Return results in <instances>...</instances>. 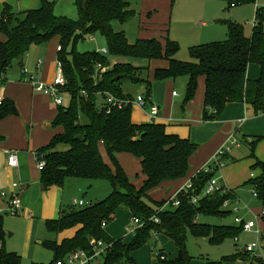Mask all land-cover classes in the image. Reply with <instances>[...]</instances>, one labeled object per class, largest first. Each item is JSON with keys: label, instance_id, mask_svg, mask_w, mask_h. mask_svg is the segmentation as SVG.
<instances>
[{"label": "trees", "instance_id": "16d2710c", "mask_svg": "<svg viewBox=\"0 0 264 264\" xmlns=\"http://www.w3.org/2000/svg\"><path fill=\"white\" fill-rule=\"evenodd\" d=\"M227 3L229 7H235L257 4L258 1L227 0ZM55 6L56 0H42L39 9L17 14L22 20L17 18L15 24L11 19L12 8L5 7L0 18V29L6 38L0 41V91L14 65L20 68L24 66L32 46L43 47L59 38L61 51L58 52V60L67 79L62 91L70 97V102L68 106L58 107V114L52 123L53 129L63 128V133L55 135L47 146L37 151V161L44 160L46 164L41 171V183L47 188L63 186L66 180L72 178L90 183L103 180L111 184L112 192L102 201L80 209L65 210L59 219L45 222L47 231L54 234L80 227L73 238L61 244L54 241L43 243L54 253L50 264L64 261L76 251H84L92 256L95 253L93 240L105 244L102 264H135L133 253L148 245L153 233L167 236L178 249L175 259H168L165 251L159 250L154 264H191L193 258L186 244L188 232L195 238H207L213 245L236 239L244 231L245 221L235 226L212 225L199 219L229 217L233 211L224 208V205L227 201L235 200L234 191L203 197L196 206L190 203L191 195H201L216 173L200 172L193 178L194 191L189 195L180 194L178 199L181 205L177 208L171 202L166 206L170 199L156 202L150 197L151 191L163 184L187 177L190 159L197 152L198 145L189 139L168 134L163 124L133 123V107L130 104L122 108L113 107L108 113L106 98L110 94L121 102L132 101L122 88L125 81H131L144 83L147 89L145 97L151 99L152 84L146 79L149 69L133 63L165 60L168 66L156 69L154 78L156 81L188 78L183 107L194 99L199 79H205L204 122L218 119L230 103H243L256 113L264 112V8L256 9L251 37L245 35L242 24L220 20L218 23L227 27V39L191 47V61L183 62L177 59L180 52L178 42L168 37L164 45L157 39L130 43L124 31H115L114 23L125 25L136 16V11L126 0H76L78 21L58 17ZM94 35L105 40L108 55L100 51H75L79 42L93 39ZM109 57L129 62L112 65ZM252 64L260 68L257 80L248 78ZM98 65L106 68L104 74L100 75L97 71ZM142 71L146 74L145 78L137 74ZM99 97L101 101H98ZM17 114L13 100L4 99L0 103V120ZM262 139L256 138L249 145L250 159L255 160L251 170H260L261 174L244 186L250 185L263 203L264 162L255 156ZM60 145L68 149L58 151ZM103 151L111 164L106 162ZM120 153H129L141 160L146 179L140 188L130 182L118 162ZM120 207L128 208L134 219L144 222L142 227L135 230L134 238L128 244L124 239L111 237L103 227V223L108 225L113 220ZM154 217L159 218L158 223L152 220ZM261 218L264 222V216ZM4 235V216L0 214V264H22V257L18 253L6 251ZM261 239L264 244V232ZM243 254L248 255L243 252L241 256ZM238 257L232 255L226 257L225 261H236Z\"/></svg>", "mask_w": 264, "mask_h": 264}, {"label": "rangeland", "instance_id": "374dc122", "mask_svg": "<svg viewBox=\"0 0 264 264\" xmlns=\"http://www.w3.org/2000/svg\"><path fill=\"white\" fill-rule=\"evenodd\" d=\"M128 1L132 4L135 10L139 11L140 0ZM227 4L228 3L225 4V2L218 4L213 0H175L174 3L172 2V0H170L169 6L170 10L174 9V18L173 23L170 24L168 29L171 30V36L177 35V37L182 41L178 42L180 46V52L177 56L178 60L183 62L191 61L189 49L193 46L201 45V41H203L202 39L209 38L211 42H216L217 40L215 39L224 37V35L225 37L227 36V34L220 29H208L205 30L204 33H202L201 24L209 23L212 17L217 14L219 9H222L221 15L223 18H226L227 20L238 24H242L244 26L245 35L247 37L252 36L254 24L256 21L257 5L259 7L264 6V0L258 1L257 4H240L236 8H229L225 10ZM173 5H175V7ZM55 14L58 17H65L73 21H78L79 12L76 6V0H56ZM17 17L18 15L13 13L11 19L14 24L17 21ZM137 22L138 19L132 20L125 25L126 34L130 37L131 40H134L137 33ZM114 29L115 31H121L120 24L114 23ZM50 44L51 45L46 46L43 51H41L40 47L34 45L25 59L24 69L20 68L17 64L14 65V69H12L8 75L7 83L2 87L0 91V97L3 100H14L12 96L21 98L22 95L27 96L29 90L32 91L31 85L26 82V78L23 75H28L29 77L38 72L36 64L39 58H42L45 63H47V60L52 59L57 43L54 42ZM105 45L106 42L102 37H100L99 35H94L93 39L87 38L85 41L79 42L76 46L75 51L79 53L93 52L103 48ZM109 59L111 64L116 61L115 57H109ZM254 65L252 66L254 67ZM167 66L168 62L165 60H154L152 61L150 66H147V68L149 69V72L147 71L148 77L143 71L141 73L138 72L137 74L140 76V78H145L146 76V79H148L152 84V98L154 99V102L155 96L153 92L155 85L158 84L160 87L159 90H161V93H163L162 98L167 100V102L164 104V107H161L164 110L168 109L169 112L172 113V118L178 121L184 114H191L193 116V119L192 123L190 124V130L192 129L194 136L197 133L199 135H202L203 133L200 132V127H198V124H195V121L200 122L199 118H197V116L199 115L200 119L202 118L203 121L204 89L202 93L200 87L202 79H199L198 89L196 91L194 99L191 102L187 103L185 108H183V106L185 105L186 85L188 82V78L182 77L176 80L164 81H156L154 78L156 69L166 68ZM255 68H257V65H255ZM250 69L249 71H251ZM24 70L27 71V74H24ZM257 72L259 73L260 77V68ZM259 77H257L256 79H259ZM249 79L253 80L252 78ZM36 80L43 81V78H41V74L37 75ZM23 84H28L29 89L21 87V85ZM164 84H166L165 88H163ZM122 88L125 94L130 96L131 99H137L139 96H142L147 92L146 85L142 82L135 83L131 81H125ZM173 91L180 93L181 96L178 97L177 100H175L172 106L171 102H169V99ZM42 95L46 96L44 94ZM98 101H101L100 97L98 98ZM49 104L50 106L57 108L50 97ZM170 104L172 107L170 106ZM18 109L19 115L17 117L8 116V118L6 117V119L4 118L0 121V193L3 192L6 194H11L12 192H15L17 189L14 190V184H17L19 188H24L23 191L26 187V184H24V182L19 179L20 175L18 174V172H14L7 166V156L5 155L4 151L6 149L19 151L23 153L22 155L26 156L29 161L32 158L28 154L41 139L40 133L38 132L37 128H34V124L29 122V119L32 118V116L35 118L36 114L33 115L31 109L26 107L23 104V101L22 109L20 106H18ZM133 118L135 121H137V123H146V118L144 117L143 113L138 110H134ZM33 132L34 135L32 136ZM7 141L8 144L6 145ZM262 141L263 140H261L259 144ZM194 143L199 146V149L193 156L195 158L201 150V144L199 142ZM258 146L256 148V151L258 149ZM220 150L216 152L215 156ZM232 154L239 161V165L236 164V166L232 165L229 167H224L220 171L221 175L224 176L227 186L231 190L235 191L238 198V201L233 200L232 202H229L230 208L233 211L232 214L225 219L211 217H201L199 219L202 223H209L212 225L226 224L237 226L235 223V219L239 218L240 220H244L246 222L254 221L257 226L251 232H241L236 239H227L223 243L215 245L210 244L207 238H195L190 232H188L186 244L189 255L193 258L192 264H239V261L244 262V264H264V244L261 241L260 234H258L259 226L257 224L259 220L257 212L262 206V201L256 195H254L253 188L250 185L243 186L244 183H247L251 179H254V177L251 176L253 172L250 170V166L247 168V170L245 168V165L250 162L248 160V149L245 145L240 144L238 147L234 146ZM127 156L134 158L133 155L130 154H127ZM257 156L258 159H260L259 154H257L256 152V157ZM33 162L37 167L36 161L33 160ZM201 162L202 160L200 159L197 166ZM211 163L212 160L210 161V164ZM190 167L191 169L194 168L193 163H190ZM36 175L37 173L32 168V176L34 177ZM232 175L236 176L234 177L232 182H228L227 179H229V177H231ZM29 185H31V188L29 190V192H31V196L28 198V203H31L30 207L26 212H24V214L20 213V215H13L8 210L5 212L1 209H5L6 206L2 207V204H0V211H3L2 215L4 216V240L6 243L5 249L7 252H9L10 250L18 252V254L22 257V264H49L53 261L54 258L53 252L37 244L38 239L42 241H54L58 240L59 238V234H52L47 231L45 220H40V210L42 206L41 204H38L36 206V204L39 202L40 196H44L46 200H44L43 202V207L46 215L58 217L59 212L62 210H69L72 208L80 209L81 207L75 204V200L79 201L81 199H86L91 201L93 204L104 200L110 194L112 187L111 184L107 181L101 180L94 183H89V181L87 180L76 178L66 180L63 186H49L44 191H42L40 187V178L36 184ZM25 192L26 191H24V193ZM168 193V189H157L152 193V198L154 201H160L161 199L166 197ZM235 193L233 192L234 198H236ZM22 196L23 195L21 193V202H23V198L27 201V198ZM37 198L38 201L33 202ZM125 209L126 208H121L120 210H118L117 218L119 219V222H126L130 218H132L131 224L125 226L130 227L128 228V230L124 228L117 234L114 230V234L115 237L118 236L115 239H124L125 243L128 244L133 240L134 232L136 230V227L138 226L133 225V217L130 213L128 214ZM113 222L116 223L117 221L114 220L108 224V229L106 230L108 233H110L109 231H111L110 226L111 224H113ZM252 244L258 245L255 251L252 254H243V256H241V254L243 253V249L251 246ZM159 250H164V253L168 259H175L178 257V249L175 243L170 238L165 235H156L153 233L152 239L149 244L145 245L135 254L133 253L135 264H154L157 260ZM104 254L105 253H103L102 255V252H99L95 257H93V259L91 260V264H101L103 262L102 258ZM232 255H237V257H240H238L236 261H225L226 257H230ZM64 260L66 261L67 258H65Z\"/></svg>", "mask_w": 264, "mask_h": 264}, {"label": "crops", "instance_id": "0c3cea01", "mask_svg": "<svg viewBox=\"0 0 264 264\" xmlns=\"http://www.w3.org/2000/svg\"><path fill=\"white\" fill-rule=\"evenodd\" d=\"M174 1L175 0H172L173 3H174ZM203 1H205V0H203ZM213 1H216L218 4H221L223 2H225V4L227 3V0H213ZM258 1H260V0H258ZM126 2H128L130 4L131 9L135 10L133 8L132 4L128 0H126ZM169 3H170V0H140V9H139V11L135 10L136 16H135V18L132 19V20L138 19V22H137L138 30H137V33L135 35L134 40H131L130 37L126 34L129 42L134 43L137 40L157 39L164 45L167 37L170 38L171 40L176 41V42H182L181 39H179L177 37V35L171 36V30L168 29L170 24L173 23V18H174L173 17L174 16V9L170 10ZM41 5H42V0H0V18L3 16V12H4V9L6 6H10L13 10V13L19 14V13H22V12H25L28 10L39 9L41 7ZM175 5H173V6L175 7ZM236 7L237 6L229 7V5L227 4V7H225V10L229 9V8H236ZM260 8H264V6H260ZM221 10L222 9H219L217 14L212 17V19L209 23H202L201 24L202 33H204L205 30H208V29H212V30L220 29V30L224 31L228 36L227 27L218 23V21H220V20H227L226 18L222 17V15H221L222 11ZM17 18H18V20H22V17H20V16ZM129 22H127V23H129ZM125 25H120L121 26L120 30L124 31L126 33ZM227 36L225 37V35H224V37H220L219 39H215V40H217V41L226 40ZM222 38H225V39H222ZM5 40H6V38L0 29V41H5ZM202 40H203V41H201L202 44H203V42L204 43L205 42H208V43L211 42V40H209V38H205ZM212 41H214V40H212ZM54 42L57 44H56L52 59L47 60V63H45V61L42 58H39L38 61L42 60L43 64L41 67H38V62H37L36 66H37L38 72L36 74L31 75V76H34L35 80H36L37 75L41 74V78H43V81H46V82H43V81H38V82H43V83L48 84V85L52 84L54 76H55L56 61L58 59L57 48L60 46V39L55 38L43 47L38 46L41 48V51H43V49L46 46H48V45L50 46L51 45L50 43H54ZM106 45L101 49H104V48L107 49ZM101 49H99L97 51H100ZM118 62H129V61L122 59V58H116V61L112 65H114ZM151 63L152 62L143 61V62H139V63L134 62L133 64L135 66H138V65L141 66L142 65V66L146 67V66H150ZM252 65H254V64H252ZM252 65H250V67H249V69L251 68L250 69L251 71L248 70V75H249L248 78H252L253 80H257L256 78L259 77V73L257 72V71H259V68H258V66H257V68H255V65H254V67ZM24 68H25V60H24V66L22 67V69H24ZM12 69H14V67ZM9 73H8V75H9ZM23 76L26 78V82L30 84V82L28 80L29 79L28 75H23ZM201 79H202L201 84H200L201 92L203 93V89H204V93H205V79L204 78H201ZM7 81H8V78H7ZM30 85H31L32 91L29 90L27 96L22 95L21 98L16 97V96H12L15 100V101L13 100L15 102V104L17 103L16 107H17L18 114L14 115V116H9V117H17L19 115L18 106H20L22 109V101L26 107L31 109V112L33 113V115L36 114L35 118L32 116V118L29 119V122L34 124V128H37L38 132L40 133L41 139L38 141L37 145L32 149V151L28 155L34 161H36L37 167L34 165V162L32 159L28 161L27 157L22 155L23 153H21L19 151H15L13 149H6L4 151L5 155L7 156V162H6L7 166H8L9 154L15 153L17 155L19 166L17 168H11L9 166L8 167L11 170H13L14 172L15 171L18 172V174L20 175L19 179H21L22 182H24V184H26V187L24 190V191H26L25 193L23 191L24 188L17 187L16 188L17 190L14 189V190H16L15 192H12L11 194H7L8 197H6V198L0 197V204H2V207L6 206L5 209H1V210L5 211V212L8 210L7 207H8V202H9L10 196H12L13 194H16V195H19V197H20V195L22 193V195H23L22 197L27 198V201L23 198V202H22L23 206H22L21 213L24 214V212H26L28 210V208L30 207V203H31V202L28 203V198L31 196V192H29L31 185H29V184H36L37 181L39 180V178H40L41 190L44 191L45 189H47L41 183V171L38 168V161H37V155L36 154L40 148L47 146L51 142V140L53 139V137L55 135L63 133V128H57V129L52 128V123L58 114V107L55 108V107L50 106L49 96H47V95L43 96L41 93H36L34 88H33V85L32 84H30ZM11 87H13V86H11ZM21 87L29 89L28 84H23V85H21ZM165 87H166V84H164L163 88H165ZM159 88H160L159 85L156 84L155 88H154V92H153L154 96H155V102H154V99L152 98V95H151V99H150V104H153L159 108V115L157 116V118H155V119L151 118L148 108L147 109H141L137 106H133V112H134V110H138L141 113H143L144 117L146 118V123H157V124L165 125L168 134L177 135L182 139H189L192 143L199 142L201 144V148H200L201 150L199 151V153L196 155L195 158L193 157L195 154L191 157L190 163H193L194 168L191 169V167H190L189 173H188L186 178L179 180V181H176V182L165 183L162 186L152 190L150 193L151 198H152V193L157 189H168L169 190V193L166 195V197H164L160 201L167 200V199L171 198L173 195H175V193H177L181 188H183L189 181H191L193 178H195L205 166L208 165L210 167H215V161H214L215 157L214 156H215L216 152L220 149H223L224 147L226 148L227 146H231L233 141H236L237 145L238 144L239 145L240 144L245 145L248 149V153H249V157H250V155H251V150L249 148L250 143L253 140H255L256 138H263L262 139L263 143L261 142L258 146L257 151L256 150L255 151L257 152V154H259V158H260V159H258V156H257L256 157L257 160L264 162V112L256 113L252 107L247 106L243 103H230L227 105L224 113L215 121L204 122V121H202V118L200 119V115L197 116V118H199L200 122L195 121V124H198V127H200V129H201L200 132H202L203 134L199 135L197 133L194 136L192 129L190 130V128H191L190 124L192 123L193 116L191 114H188V113L184 114L183 116H181L182 118L179 121L172 118V113H170L168 109L164 110L161 107V106L164 107V104L167 102V100L162 98L163 93H161V90H159ZM173 92H175V91H173ZM173 92L170 95V99H169V102H171L172 106H173L175 100H177L178 97L181 96L180 93H178L177 96H174ZM204 93H203V96H204ZM135 99H133V100H135ZM10 100H12V99H10ZM69 102H70V97L68 95H65L64 106H68ZM171 104H170V106H171ZM203 106H204V98H203ZM183 108H185V107H183ZM203 109H204V107H203ZM133 112H132L133 123L141 125L140 123H137V121L134 120ZM33 135H34V132H33L32 136ZM7 144H8V141L6 142V145ZM236 144L231 146L232 149L229 153H226L224 156H222V158L220 159L221 167L219 168V171L216 174L219 177L220 185L222 187L226 188L227 190H229L230 192H232L234 190H231L227 186V183L224 179V176L221 175L220 171L224 167H229L232 165L236 166V164L239 165L238 164L239 161L232 154L233 148H234V146H236ZM103 148L104 147L101 145V149H103ZM66 149H68L66 146L60 145L57 150L58 151H65ZM198 149H199V146H198ZM256 152H255V156H256ZM103 153H104V157H105L106 162L108 164H111L106 153L104 151H103ZM127 154H129V153H120L117 156L119 158L118 162L122 166L123 170L125 171L126 175L129 178L130 182L133 185H135L137 188H140L146 179L142 173L141 160L138 158H135L134 156H133L134 158H131L130 156H127ZM249 157H248V160L250 162L245 165L246 170L249 166H250V170H251V167L255 163V160L249 159ZM200 159L202 160V162L197 166L198 161ZM211 160H212V163L210 164ZM32 168L37 173V175L34 177L32 176ZM252 172L253 173L251 174V176L254 175V177H258L261 174L260 170H256V171H252ZM235 176L236 175H232L231 177H229V179H227V181L232 182ZM240 182H241V180H240ZM244 185H245V183H244ZM111 192H112V187H111L110 193ZM234 193H235V191H234ZM235 195H236V193H235ZM44 200H45L44 196H40L39 202L36 204V206L38 204H41V206H42V208L40 210V220L41 221L45 220V222H46L48 220L59 219L61 217L62 212L65 210L60 211L58 217L46 215V213L44 211V207H43ZM81 200L85 201L86 203L93 204L89 200H86V199H81ZM152 200H153V198H152ZM235 200L238 201L237 195H236ZM37 201H38V198L33 202H37ZM79 201L78 200L74 201L77 206H78ZM121 208H126V207H120L118 210H120ZM118 210H117V212H118ZM125 210L128 214L130 213L132 215V213L129 212L130 210L128 208H126ZM261 211H262V206L260 207L259 211L257 212V216L259 218L257 224L259 226V234L262 237V233L264 232V222H263L262 218L260 219ZM117 212L114 215L113 220H112V221L116 220L117 222L116 223L113 222V224H111V226H110L111 231H109L110 233H108L114 239L118 237V236L115 237L114 230H115L116 234L118 232L122 231L124 228H126V230H128V228L130 226L129 227L128 226L125 227V226L130 225L132 222V218H130L126 222L125 221L119 222V219L117 218ZM49 218H52V219H49ZM133 220H134V217H133ZM133 225H134V221H133ZM79 229H80V227H75V228H72V229H69V230H66V231L59 233L58 240H54V242L61 244L64 240L73 238ZM107 229H108V225L106 226V230ZM136 229H137V227H136ZM52 234H54V233H52ZM261 241H262V239H261ZM44 242L45 241H42L40 239L37 240V244L40 245L41 247H44L43 246ZM1 245H2V243H1ZM5 245H6V243H5ZM244 250H245V248L243 249V252H244ZM9 252L18 253L16 251H11V250ZM53 255H54V253H53ZM102 261H103V258H102ZM91 262L84 263V264H91Z\"/></svg>", "mask_w": 264, "mask_h": 264}, {"label": "built area", "instance_id": "2783aa9c", "mask_svg": "<svg viewBox=\"0 0 264 264\" xmlns=\"http://www.w3.org/2000/svg\"><path fill=\"white\" fill-rule=\"evenodd\" d=\"M258 1V0H257ZM257 8H260L257 5ZM57 51L60 52L61 51V46H59L57 48ZM100 53L103 55H108V49H101ZM43 64L42 60L38 61V67H41ZM97 71L100 72L101 74H104L106 71L105 67H102L100 65L97 66ZM24 74H27V71L24 70ZM97 76V75H96ZM29 82L30 84L33 85V88L35 90L36 93H42L44 95L49 96L52 101L54 102V104L57 107H62L65 104V94L63 93L62 89L65 88V86L67 85V79L64 75V71H63V66L62 63L57 59L56 61V70H55V76L53 79L52 84H45L43 82H38L35 80L34 76H29ZM84 95H86L85 92H83ZM174 96H177L178 93L177 92H173ZM2 98H0V103L2 102ZM106 103L109 105V109H108V113L110 112L111 108L113 107H118V108H122L123 106H127V105H132L133 106H137L141 109H149V114L151 116L152 119L157 118V116L159 115V108L153 104H150V99H147L145 97V95L139 96L137 99L132 100V101H126V102H121L120 100L116 99L114 96L107 94V98H106ZM236 141H233L231 146L236 144ZM231 146H227L226 148L221 149L218 154L215 156L214 161H215V167H210V166H205L201 172L205 173V174H209V173H218L219 168L221 167V161L220 159L222 158V156H224L226 153H229L232 149ZM236 146H239V144ZM8 166L11 168H17L19 166V162H18V157L15 153H10L9 157H8ZM46 164L44 162V160H40L38 161V168L40 171H43L45 168ZM252 177H254V175H252ZM18 187L17 184L13 185V188L16 189ZM194 191V187H193V181H189L183 188H181L177 193H175V195H173L171 198H169V202L166 206L169 205V203H172V206L174 208H177L181 205L180 200L178 199V197L180 196V194L183 195H189L190 192ZM218 192H223V193H228L229 190H227L226 188L222 187L220 185L219 182V177L216 175L215 177H213L207 184L206 188L204 189V191L202 192L201 195L197 196L192 194L190 197V203L192 205H198L199 202L201 201V199L203 197L206 196H211L213 194H216ZM254 195H256V192L253 190ZM0 197L1 198H6L8 197V195L6 193H0ZM90 203H86L83 200H80L78 202V206L80 207H85L87 205H89ZM165 206V207H166ZM230 203L229 201H227L224 205V208H230ZM8 211L10 213H12L13 215H19L21 213L22 210V202L21 199L19 197V195L13 194L12 196H10L9 198V202H8ZM3 211H0V214H2ZM261 216H264V202L262 203V212H261ZM155 223L159 222V218L158 217H154L152 219ZM134 225L138 226V227H142L144 225V222L142 220H138V219H134ZM235 223L237 225H241L244 223V220H240L239 218L235 219ZM106 223H103V227L106 228ZM137 227V228H138ZM256 228V223L254 221H249L244 223L243 226V230L245 232H251ZM259 234V231H258ZM92 245L94 246V254L92 256H89L86 252L84 251H76L72 254H70L67 257V260L65 261H59L56 264H84V263H89L91 262V260L93 259V257H95L99 252L105 253V244L102 242H96L95 240L92 241ZM258 247L257 244H252L251 246H248L245 248L244 252L248 253V254H252L255 249ZM239 264H244V262L239 261Z\"/></svg>", "mask_w": 264, "mask_h": 264}]
</instances>
